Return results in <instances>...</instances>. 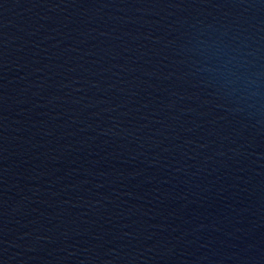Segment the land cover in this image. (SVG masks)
Returning <instances> with one entry per match:
<instances>
[{
    "label": "water",
    "instance_id": "obj_1",
    "mask_svg": "<svg viewBox=\"0 0 264 264\" xmlns=\"http://www.w3.org/2000/svg\"><path fill=\"white\" fill-rule=\"evenodd\" d=\"M0 264H264V0H0Z\"/></svg>",
    "mask_w": 264,
    "mask_h": 264
}]
</instances>
